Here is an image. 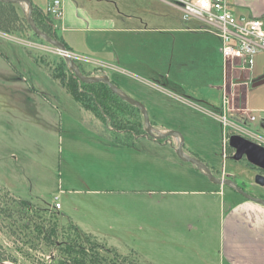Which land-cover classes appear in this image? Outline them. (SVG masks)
<instances>
[{
	"label": "rangeland",
	"instance_id": "rangeland-1",
	"mask_svg": "<svg viewBox=\"0 0 264 264\" xmlns=\"http://www.w3.org/2000/svg\"><path fill=\"white\" fill-rule=\"evenodd\" d=\"M23 32L0 31V52L8 57L7 61L0 55V210L21 215L23 211L22 223L30 228H23V237L16 231L9 234L2 229L0 217V244L4 246L0 253L16 261L3 264H48L53 254H41L22 243L35 245L42 233L53 229L59 234L57 244L65 242L60 246L68 239L84 245L86 235L100 246L130 256L135 264H223L218 251L221 203L225 200L228 205L243 197L226 186L222 197L203 193L212 191L214 184L195 166L181 161L176 146L174 150L159 146L163 141L136 142L134 137L147 136L142 114L120 101L112 106L122 125L106 126L99 119L93 120L99 127L126 132L124 138H132L115 141L109 132L92 127L94 117H89L45 69L47 64L54 68L63 57L35 38L26 24ZM172 35L175 40L169 43L173 42L176 58L185 59L188 48L193 49L190 59L204 60L207 56L200 51L201 38L186 33ZM73 57L90 76L108 75ZM207 57L217 64L213 56ZM163 71L176 85H186L185 94L180 89H174L171 96L164 94L154 87L156 80L145 68L138 71L145 80L127 74L109 77L146 107L156 129L178 131L186 152L197 154L209 168L215 167L220 178L245 184L253 196L264 199V187L252 189L248 185L254 183L257 172L246 161L231 160L232 150L228 146L224 149L227 133L251 139L255 135L264 141L263 126L239 124L226 115L234 125L230 129L216 117L222 114L220 97H211L202 86L191 93L189 89L194 90L198 81L187 82L168 67ZM187 96L194 99L189 102ZM130 130H140V134ZM148 192L154 193L153 199ZM17 196L28 202L33 212L31 208L21 210L24 206ZM70 222L82 236H75ZM38 225L41 234L35 232ZM57 248L52 250L59 257ZM100 254L106 255L104 251Z\"/></svg>",
	"mask_w": 264,
	"mask_h": 264
},
{
	"label": "crops",
	"instance_id": "crops-1",
	"mask_svg": "<svg viewBox=\"0 0 264 264\" xmlns=\"http://www.w3.org/2000/svg\"><path fill=\"white\" fill-rule=\"evenodd\" d=\"M30 1L33 6L47 12L50 0ZM61 1L64 14L61 20L55 21L56 26L60 37L76 60L105 71L108 76L113 73L127 74L145 80L138 71L141 68L148 69L156 80L154 87L169 96L174 95V89H180L185 94L186 85H176L174 79L172 81L169 74L163 71L164 67L174 69L178 75L185 77L187 82H199L194 90L189 89L191 93L199 91L202 86L210 91L211 97H220V112L224 107L223 97L226 95L229 99L226 114L231 120L239 124L260 123L264 127V80L261 83L254 82L264 75V51L257 55L252 69H241L239 66L226 69L221 53V41L216 32L201 20L184 21L181 10L170 0ZM226 1L236 17L264 20V0ZM175 24L181 27H175ZM173 33H186L201 38L200 51L207 56H213L217 64L210 63V57L207 56L204 60L190 59L189 54L193 51L190 48L186 49L185 59L176 58L179 56H175L173 42L169 43V40H175ZM0 55L8 61L4 55ZM187 98L189 102L194 99L189 96ZM90 115L94 117L90 120L91 126L101 129V133L109 132L115 141H128L132 138H124L127 136L126 132L113 133L99 127L93 120L97 118L89 113V117ZM252 116L255 121L250 120ZM134 140L153 143L154 139L140 136L134 137ZM159 146H168L175 150L174 141L163 142ZM226 175L233 176V173ZM248 185L252 189L258 186L253 181ZM224 189L225 186L214 184L213 189H210L212 191L203 193L222 197L225 196ZM147 195L150 199L154 197L152 192ZM218 251L223 264H264V206L245 198L242 201L233 199L228 205L225 200L222 201Z\"/></svg>",
	"mask_w": 264,
	"mask_h": 264
},
{
	"label": "trees",
	"instance_id": "trees-1",
	"mask_svg": "<svg viewBox=\"0 0 264 264\" xmlns=\"http://www.w3.org/2000/svg\"><path fill=\"white\" fill-rule=\"evenodd\" d=\"M32 17L37 27L42 32L48 34L53 39L64 44L67 50L70 51V49L58 33V28L56 26L54 18L48 12L42 11L38 7L33 6ZM25 24L27 28L32 32L35 38L44 41L32 31L26 21L23 11L18 5L0 2V31L7 34L19 33L22 35L24 34L23 31L25 30ZM0 53L4 55L2 52ZM5 58L8 59L6 56ZM46 66L47 68L45 69H47L51 78L58 82L60 86L72 97L75 102H77L81 106L83 110L93 114L106 126H108L109 124H114L116 126L122 125L121 119L116 115V112L112 106L115 101H120V103H123L127 107L137 110L140 113L139 109L122 101L115 94H113L107 85L103 83L84 84L80 82V80L76 78L75 74L67 69V65L64 58L60 59V62L54 68H52L51 65L48 64ZM78 66L84 75L90 76L89 73L85 72L82 66ZM153 122L155 121L153 120ZM139 131L140 130H130V132L137 135L140 134ZM195 155L199 157L197 154ZM211 169L214 168L211 167ZM19 204L24 206L21 210H29V208H31V211L33 212V207L28 202H25L23 199L19 200ZM43 212L45 213V215H47V212L45 210H43ZM21 213L22 215L20 213L14 214L10 211L7 212L0 210V217H2V223L4 225L2 226V229H6L7 233L9 234L12 233V231H16L18 236L23 237V228L29 229L30 227L22 223L24 220V218H22L23 211ZM5 221L10 222L6 224ZM17 221H19L20 224L18 223L16 225ZM69 224L71 225V230H73L75 236H82L81 230L76 225H74L72 222H70ZM39 227H36L37 230L35 232L40 233V231H42V227ZM58 236V232L53 229L52 231H48V234L42 233V238L38 242H34L35 245H29L27 242H19L25 246H30L32 249L39 251L41 254H45L47 253V251L51 253L49 255L53 254V257L50 258L51 260H49V262H46L48 264H135L134 262H132L133 260L130 256H124L120 254L115 248H106L104 246H100L99 244L90 241L89 236L85 235L84 240H86L87 243L84 245L81 243V241L77 239H68V241H66V244H64L65 246H60V244L65 242H59L60 244H57L58 242L56 239ZM1 247H4L3 244H0V248ZM55 248H57V250H60V255L62 257L54 255V251L52 249ZM100 251H104L106 255L100 254ZM5 257L6 255L4 256L0 253V264H3L4 261L16 263L14 258H9L7 260V258ZM135 258L139 260L137 256H135Z\"/></svg>",
	"mask_w": 264,
	"mask_h": 264
},
{
	"label": "water",
	"instance_id": "water-1",
	"mask_svg": "<svg viewBox=\"0 0 264 264\" xmlns=\"http://www.w3.org/2000/svg\"><path fill=\"white\" fill-rule=\"evenodd\" d=\"M1 3L18 5L26 18V21L32 31L47 44L54 47L59 54L64 58L67 68L69 71L75 74L76 78L84 84H97L103 83L108 86L110 91L115 94L122 101L136 107L142 114L144 126L147 135L154 140H163L167 138H172L175 140L176 152L179 159L183 162L190 163L197 168V170L203 174L208 180L213 184L219 186H226L231 188L233 191L237 192L243 198L255 202L264 206V199L257 198L241 187L231 178H220L213 174L212 169L209 168L203 161L198 158L192 157L185 151V141L181 133L174 130H159L156 129L150 121V117L146 107L139 101L131 98L126 93H124L108 75H98V76H86L84 75L75 58L69 53L67 48L61 42L53 39L48 34L42 32L36 25L32 17L33 5L30 0H0ZM264 80V75L258 77L254 80L255 83H261ZM264 122V121H263ZM264 128V127H263ZM229 147L234 150V155L232 159L236 162H240L245 159L249 164L256 167L260 171H264V147L245 138L241 135H232L228 141ZM254 184L264 187V175L256 174L254 177Z\"/></svg>",
	"mask_w": 264,
	"mask_h": 264
},
{
	"label": "built area",
	"instance_id": "built-area-1",
	"mask_svg": "<svg viewBox=\"0 0 264 264\" xmlns=\"http://www.w3.org/2000/svg\"><path fill=\"white\" fill-rule=\"evenodd\" d=\"M182 13L183 20L203 21L214 30L221 41V53L226 69L239 66L241 69H252L257 55L264 51V20L251 17H236L226 0H170ZM47 12L55 21L61 20L64 14L61 0H50ZM221 115L216 116L225 126L234 129L227 119L229 99L224 95ZM212 115V113H209ZM255 121V117L250 118ZM228 134V133H227ZM224 138L226 150L229 138ZM228 138V139H227ZM262 141V140H260ZM56 209L60 204L55 202Z\"/></svg>",
	"mask_w": 264,
	"mask_h": 264
},
{
	"label": "flooded vegetation",
	"instance_id": "flooded-vegetation-1",
	"mask_svg": "<svg viewBox=\"0 0 264 264\" xmlns=\"http://www.w3.org/2000/svg\"><path fill=\"white\" fill-rule=\"evenodd\" d=\"M147 135V134H146ZM232 135H236V134H231L230 136H228V138H230ZM148 136V135H147ZM242 136V135H241ZM149 137V136H148ZM243 137H245V138H248L249 140H251V141H253V142H255V143H257V144H259V145H261V146H263L264 147V141H260L259 139H256V138H249V137H246V136H243ZM150 138V137H149ZM227 138V139H228ZM161 141H163V142H172L173 140H172V138H167V139H163V140H161ZM175 144V143H174ZM226 145L229 147V144L228 143H226ZM230 148V147H229ZM231 149V148H230ZM232 150V149H231ZM187 154H189L190 156H192V157H195V158H198V159H200L199 157H197L193 152H191V151H189V152H187ZM233 155H234V150H232V154L230 155V159L231 160H233L232 159V157H233ZM226 157H227V154H226ZM201 160V159H200ZM201 161H203V160H201ZM242 161H246L245 159H243ZM242 161H240V162H242ZM204 162V161H203ZM247 162V161H246ZM205 163V162H204ZM249 164V163H248ZM250 168H251V170L252 171H256L257 173L256 174H262V175H264V171H260L259 169H257L256 167H254V166H252L251 164H250ZM212 172H213V174L215 175V176H217V177H221L220 176V174L218 173L219 171L218 170H215V169H212ZM227 178H229V177H227ZM235 181V180H234ZM245 184H240L239 183V187H241L243 190L245 189V191L246 192H248L247 190H249V189H247L245 186H244ZM249 194H251L250 192H248ZM252 195V194H251Z\"/></svg>",
	"mask_w": 264,
	"mask_h": 264
}]
</instances>
